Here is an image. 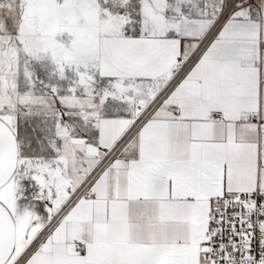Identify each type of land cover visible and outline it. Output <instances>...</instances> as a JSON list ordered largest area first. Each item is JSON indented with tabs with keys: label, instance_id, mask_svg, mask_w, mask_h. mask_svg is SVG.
I'll return each instance as SVG.
<instances>
[{
	"label": "snow or ice",
	"instance_id": "1",
	"mask_svg": "<svg viewBox=\"0 0 264 264\" xmlns=\"http://www.w3.org/2000/svg\"><path fill=\"white\" fill-rule=\"evenodd\" d=\"M0 264H264V0H0Z\"/></svg>",
	"mask_w": 264,
	"mask_h": 264
}]
</instances>
